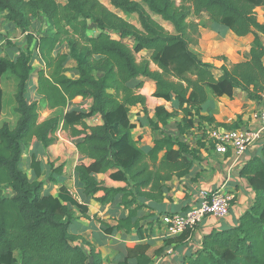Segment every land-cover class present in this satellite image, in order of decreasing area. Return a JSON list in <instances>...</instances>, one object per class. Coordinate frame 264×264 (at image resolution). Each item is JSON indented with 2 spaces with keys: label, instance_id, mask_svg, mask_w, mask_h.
I'll list each match as a JSON object with an SVG mask.
<instances>
[{
  "label": "trees",
  "instance_id": "1",
  "mask_svg": "<svg viewBox=\"0 0 264 264\" xmlns=\"http://www.w3.org/2000/svg\"><path fill=\"white\" fill-rule=\"evenodd\" d=\"M109 3L114 9L135 14L139 25L99 0H0L5 19L27 32L24 49L13 59L0 55V79L9 73L16 80L13 111L17 115L14 126L7 122L0 126V264H108L89 241L71 231L74 211L69 204L44 188L46 180L56 182V175L80 156L74 170L82 199L94 198L103 205L126 210L115 224L103 225V232H134L136 239H149L153 224L160 223L164 212L159 210L153 216L147 209L162 203L167 182L186 176L199 158V149L190 147L180 136L193 127L204 132L211 124L241 125L237 121L217 122L209 113L203 114L212 106L209 96L232 98L240 89L248 99L258 100L264 90V41L260 37L264 35V21L258 20L255 10L264 8V0ZM201 13L237 36L252 34L243 59L223 63L218 76L213 64L190 48L191 33L199 35V25L189 16ZM154 16L169 23L173 31L165 29ZM41 17L45 18V30L28 32L31 20ZM67 36L69 47L81 54L73 68L77 77L66 74L67 53L57 50ZM125 39L134 43L130 45ZM143 50L149 51L158 69L152 70L148 60H136L135 55ZM34 58L40 65L33 64ZM222 58L224 62L226 57ZM31 76L40 98L29 102L25 89ZM141 77L153 81L152 97L174 103L175 110L169 111L138 92ZM2 96L0 87V115ZM77 96L91 99L87 109H69L62 117L40 120V107L63 108ZM135 105H141L142 121L151 131L148 147L138 146L131 135L135 124L130 120V109ZM179 113L178 134L170 133L167 122ZM94 115H99L101 122L86 124L85 120ZM60 126L68 129L69 143L55 134ZM32 139L44 159L33 152L28 174L21 168V155L23 145ZM202 141L199 145H204ZM259 150L243 163L239 173L254 192L252 203L236 225L205 235L200 247L184 256L181 264H264V142ZM45 170L50 172L44 179ZM99 174L124 185L108 184L97 177ZM3 185L10 188L11 195L3 194ZM98 192L102 194L96 196ZM76 207L85 214L86 207ZM188 233L186 229L178 236L185 239ZM147 249L148 244L128 248L119 264H150Z\"/></svg>",
  "mask_w": 264,
  "mask_h": 264
},
{
  "label": "crops",
  "instance_id": "2",
  "mask_svg": "<svg viewBox=\"0 0 264 264\" xmlns=\"http://www.w3.org/2000/svg\"><path fill=\"white\" fill-rule=\"evenodd\" d=\"M257 8L264 10L261 6ZM258 20L260 22L264 21L262 12ZM9 25L13 27L11 23H9ZM0 31H2V34L0 35L5 33L3 30ZM92 33L94 34L93 31ZM233 35H235L236 38H234ZM210 37H213L212 33H209V35L203 34L199 39L200 47H217L220 49V54L232 62H237L243 59V53L249 50L252 40V37L249 36H237L230 29H226L225 35L220 39L216 36V33L214 35L215 39ZM260 37L264 41V35H260ZM226 39H230L232 42L228 44ZM242 44L245 45L242 46ZM64 48V42H62L57 50L67 53L65 66L67 69L70 68L71 70L66 71V74L70 77H77L78 74L73 68L77 63V60L80 59L81 54L76 50H72L69 47V44H67L66 48L71 50L73 56L76 58V60L73 61L71 60L70 54L64 50ZM239 50L240 53L238 52ZM144 51L149 52L148 50H143L141 52ZM197 52L200 51L197 50ZM200 58L203 61L212 63V59L208 56H201ZM70 61H73V63L69 64ZM37 65H40V62L35 66ZM140 79L142 80V85L138 89V92L150 96L156 104L164 105L168 109L165 103L169 101L151 96L153 81L146 77H141ZM29 86V89H27L28 99L31 101L37 100L40 95H38L36 91V82L33 76L29 78ZM239 91L241 90L236 89L233 94V97L235 95L239 96L238 102H236L233 97L229 98L226 95L220 97L210 95L209 99L212 102V106L203 110L202 113H209L214 117L215 121L222 123H233L235 121L241 125L245 123L249 125L254 123L253 114L260 107L259 99L250 100L246 97L244 91H242L241 94L238 93ZM77 97L81 98L82 102L89 103V105L91 104V99H84L80 96ZM132 111L137 113L135 117L132 116ZM142 116L143 112L141 105L131 107L130 120L135 124L134 128L131 130V135L133 139L137 141L138 146L148 147L151 144L152 137H150L146 131H143L145 123L142 121ZM177 119L180 120V115ZM85 122L88 125L99 124L101 118L99 115H94L87 118ZM176 124L177 123H175L173 127H168V130L166 126V130L170 133L178 134ZM194 129L197 132V127H193L189 132ZM187 133L181 135L180 139L187 142V144H191L186 140ZM200 140L201 139H197L196 141V149H199V158L194 161L189 173L182 178H173L167 182L169 188L166 191V198H164L162 203H157L153 208H148L147 211L152 213L153 216H157L159 210L164 213L169 210H182L192 202L197 191L202 188L211 190L221 187L225 192L233 194L234 199L230 204L229 212L224 217L217 218L215 216H207L197 227L189 230L185 239H181L178 236L180 233L170 236L165 234V223L163 221L164 213L159 216L160 223L153 224V230L149 239H136L134 238V232L125 233L124 231H116L112 234L103 232V225L115 224L118 217L126 214V210L122 206L109 204L103 205L94 198H88L87 200L82 199L79 191V183L76 178V172L74 170L75 165L82 159L81 156L70 161L64 167L62 173L56 175V182L46 180L44 188H46L49 193L60 195L64 202L69 204L74 211L71 231L74 234L83 236L89 241L96 250L101 253L102 257L108 264H119L120 261H123L126 258L128 248L133 247L136 244H148L147 254L151 255L150 264H181L184 256L194 254L198 247H200L202 238L212 230L236 225L240 215L249 207L254 198L252 188L247 180L239 174L244 162H234L235 158L230 152L225 154L215 152L208 142H203L201 140L204 145H199ZM259 149V144L252 147L246 155H244L246 156V160L251 155L259 153ZM38 158L44 159V157L40 155ZM21 168L27 173L30 172L28 165L25 168L21 165ZM49 172V170H45L42 178L45 179ZM67 172L70 173V175L68 174V176H70L69 179L66 178ZM106 176V174L97 175L99 179H105L108 184L113 186L124 185V182L111 180ZM67 185L71 186L72 189L67 187ZM101 194L102 192H98L96 193V196H100ZM76 204H81L87 208L85 214H82V212L77 209ZM168 239H172V241H170L171 244L168 243ZM159 249H162V251L156 253Z\"/></svg>",
  "mask_w": 264,
  "mask_h": 264
},
{
  "label": "rangeland",
  "instance_id": "3",
  "mask_svg": "<svg viewBox=\"0 0 264 264\" xmlns=\"http://www.w3.org/2000/svg\"><path fill=\"white\" fill-rule=\"evenodd\" d=\"M57 1L64 2V0H57ZM99 1L102 2L103 4H105L106 6H108L110 9H112L114 12H116L118 15L122 16L126 20L132 22L133 24H135L137 26L139 25L137 17L135 14L124 13L118 9H114L110 5L109 0H99ZM137 1H140V0H137ZM176 1H177V3H179V0H176ZM255 10L257 13V18L259 19L261 12L263 13L264 10L263 9L260 10L258 8H256ZM154 17L159 23H161L165 27V29H167L169 31H173V28L169 23L162 20L160 17H157V16H154ZM189 20L194 21L195 23H197L199 25L198 26L199 35L192 34L190 32L191 36L193 37V41L190 44V48L192 50H194L200 57L201 56H208L209 58H211L212 64L214 66L213 72L216 76H218L221 73L220 68H221V65L223 63L229 64V63H233V62L229 61L227 58L223 62V58H222L223 55L220 54V49L217 47H214V48L208 47V46L205 48L200 47L199 39H200V37H202L203 34L209 35V33L213 34V37H210V38L215 39L214 35L216 33V36L220 39L225 35L226 29L221 25L211 23L209 21L206 13H201L198 15H191V16H189ZM45 28H46V24H45V18L44 17H41L40 19H32L28 32L35 34V33H39L41 31H44ZM0 30L5 31V33L3 35H0V55L9 57L10 59H13L16 56V53L18 52V50L24 49V46L26 44V33L21 32L20 30H17V28H15V27H11L8 23V20L5 19L4 12L0 13ZM248 36L252 37V34L246 35V37H248ZM233 37L236 38L235 35H233ZM69 39H70V37L67 36L63 41L64 46H65L64 50H66L70 54L71 60L74 61V60H76V58L73 56L72 51L68 50V48H66L67 44H69ZM207 39H209V38H207ZM125 40L130 45H132L134 43L132 39H125ZM226 42L229 44L232 41L230 39H226ZM244 45L245 44H242V46H244ZM196 49L200 52H197ZM238 52L240 53V50ZM205 54H207V55H205ZM135 57H136V60L138 62H141L143 60H148L149 66L152 70L158 69V67L150 60L149 52L144 51L141 53H137L135 55ZM73 61H70L69 64H72ZM37 63H39L38 59L34 58L33 64L36 65ZM68 70H70V68H68ZM15 85H16V80L9 73H6L0 79V87H1V90L3 92L2 111H1V115H0V126L4 122L9 123L10 126H14V124L16 122L17 115L13 111V107L15 105V102H14ZM29 87L30 86H29V80H28L27 84H26V89H25V95H26L25 97H27V99H28L27 89H29ZM238 93L241 94L242 91H239ZM39 98H40V96L38 97V99ZM233 98L236 102H238V99H239L238 95H235ZM28 101L30 102L31 100L28 99ZM228 104H230V103H228ZM165 105H167L169 111L175 110L174 103L167 102V103H165ZM88 107H89V103L82 102L81 98L76 97L73 100L69 101L68 104L63 108L49 109L47 107H40L39 118H40V120H42V119H44L48 116H52V115H58L59 117H62L63 114L69 109H87ZM131 114L133 117H135L137 113L135 111H132ZM179 115H180V113L178 115H176L175 117L168 120L167 125H166L167 130L169 129L168 127H173L175 125V123H177L179 121V119H177ZM232 121H234V120H232ZM149 129L150 128L148 127V125L145 124V126L143 127V131H146L147 134H149V136L152 137V135H150ZM68 133H69L68 129H63L61 126L56 130L57 137L61 138L63 141H65L67 143L70 142ZM186 135H187L186 140L188 141V143H191L188 145L191 146L192 148L196 149V146H197L196 141H197V139H201V138L198 136L195 129L193 131L187 133ZM33 152L38 153V156L39 155L42 156L41 148L40 147L37 148L36 142L34 139H32L29 143L23 145V153L21 155V165H23L24 168L27 165H29L30 157H31V154ZM68 174L70 175V173L67 172V177H66L67 179L70 178V176H68ZM67 187L71 188V186H68V185H67ZM2 191H3V194H5L7 196L12 194V191L10 190V188L5 186V185L2 186ZM15 254L17 255V252H15ZM17 258L19 259L18 255H17Z\"/></svg>",
  "mask_w": 264,
  "mask_h": 264
},
{
  "label": "built area",
  "instance_id": "4",
  "mask_svg": "<svg viewBox=\"0 0 264 264\" xmlns=\"http://www.w3.org/2000/svg\"><path fill=\"white\" fill-rule=\"evenodd\" d=\"M27 33V32H25ZM260 107L253 114L254 123L237 127L206 125V129H197L198 136L212 146L213 150L225 154L230 152L234 162H245L246 153L255 145L264 142V90L260 93ZM234 195L221 187L199 189L192 202L182 210H169L163 214L165 234H178L186 229H194L207 216L224 217L230 209Z\"/></svg>",
  "mask_w": 264,
  "mask_h": 264
}]
</instances>
